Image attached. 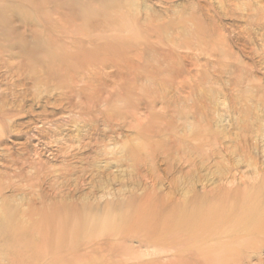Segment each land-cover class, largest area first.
<instances>
[{"label": "rangeland", "instance_id": "374dc122", "mask_svg": "<svg viewBox=\"0 0 264 264\" xmlns=\"http://www.w3.org/2000/svg\"><path fill=\"white\" fill-rule=\"evenodd\" d=\"M126 2L118 21L125 23V35L142 36L148 46L142 47L144 52L142 49H135L142 53L140 58L131 51L127 62L117 67L105 64L100 68L101 72H98L97 77L100 75L103 85L96 78L93 87L91 86L93 94L97 90L96 95L94 94V110L91 112L95 116L92 125H82L81 120L76 118V98L66 91L46 94L41 90H34L32 80L16 67L15 59L6 53L2 57L0 55V176L5 174L15 179L19 186L18 198L22 201H31L35 207H40L43 198L50 201L63 195L75 198L90 195V202L96 199L112 202V194L128 195L133 192L144 196V190L148 189H154L160 194H173L178 198L184 195L188 182H192L195 175L200 184L193 183L216 192L219 186L224 189H243L244 185L254 181L255 173L263 170L264 0ZM13 25L18 32L23 33L30 31L27 28H34V25L23 23L17 18ZM147 29L149 34L144 32ZM27 39L31 41V37ZM145 59L149 64L157 63L167 68L168 72L160 77L159 83H162H148L147 71L141 72V68L148 64ZM127 75H132L133 78L129 79ZM112 81L117 82L115 86ZM121 81H128L129 86L127 82L124 84ZM130 81L136 83L135 89L131 88L133 84ZM137 84L142 86L143 91L136 90L141 89ZM116 86L120 88V93L122 89L131 90L127 93L129 99L135 102L133 104L130 101L131 108L126 97L125 103L121 100L124 92L122 95L119 93L120 96L115 94L117 91H113V88L115 90ZM113 97L117 99L113 102L116 111L109 117V113H103L106 108L104 106L106 99L113 100ZM123 104L128 106L127 109ZM97 107L101 108L100 111ZM150 116L156 117L152 120ZM73 117L75 119H71ZM159 120L167 122L162 124ZM141 123L145 127L142 128L139 125ZM150 123L156 125V128ZM173 129L176 134L172 132ZM178 133L180 138V135L175 137ZM145 140L148 141L147 144ZM149 140H152L159 151L161 148L157 147L162 141L165 145L166 141V146L161 145V150L168 151L153 152L154 147ZM157 140L160 144L156 146ZM181 145L191 147L192 150H186ZM196 149L199 152L193 154ZM129 150H141L144 155H148V159L135 163L127 159ZM110 153L114 155L111 154L110 157ZM112 156L120 160L116 158L114 161ZM186 158L188 163L185 162ZM147 161L153 165L151 170L148 169L150 165ZM107 163L110 165L107 166ZM128 164L135 167L136 171H130ZM192 168L196 170L193 171ZM16 173H21V177L14 178ZM186 175L189 177L186 179L188 182L184 179L185 184L180 183V179L183 181ZM173 181L179 183L175 186ZM117 191H121V194ZM5 194L8 195L9 192ZM127 246L129 251L142 254L144 259L150 258L158 250L139 247L135 242ZM94 248L98 252L91 256L100 259L103 264H112L123 257L122 249L116 243L101 242ZM63 249L60 245L53 246V264H86L81 259L62 260ZM259 259L264 264V249L260 252ZM212 260L224 261L219 256H214ZM253 263H256L255 259L244 264Z\"/></svg>", "mask_w": 264, "mask_h": 264}, {"label": "bare ground", "instance_id": "6f19581e", "mask_svg": "<svg viewBox=\"0 0 264 264\" xmlns=\"http://www.w3.org/2000/svg\"><path fill=\"white\" fill-rule=\"evenodd\" d=\"M127 2L126 0H0V55L2 54V57L6 53L7 56L15 59L16 67L20 68L25 76L32 80L34 90H41L46 94L66 91L76 98L78 108L76 118L81 120L82 125H92L95 116L91 112L94 110L97 90L94 95L91 88L96 78L100 80V75L97 77L98 72H101L100 68L106 66L105 64L117 67L127 62L131 51L137 53L136 55H139L140 58L142 53L135 49H142L144 52V48L148 46L142 36L125 35V23L122 24L120 20L118 21ZM16 18L23 23L34 25V28H27L30 31L27 30L24 33L18 32L13 25ZM149 30L151 29L149 28ZM144 32L149 34L148 29ZM26 36L31 37V41H28ZM143 46L144 48H142ZM136 55L134 54V56ZM146 62L149 61L146 60ZM123 65L125 66V64ZM146 66L140 68L142 73L147 71L148 83L158 84L159 80L161 81V75L166 73L167 68L157 63L155 65L148 63ZM113 67L111 68L113 69ZM140 78L142 79V76ZM106 79L104 80L106 81ZM99 82L101 84L102 81ZM121 82L129 84L128 81ZM116 83L114 81L113 86ZM135 84L131 88H134ZM118 86L115 87V90L113 88V91H117L115 94L118 96L124 92L126 96L122 95L121 100L123 99L124 103L127 100L126 102L130 106L129 103L132 99L130 100L129 94H127L130 89L127 91L122 89L123 91L121 90L120 93ZM136 86L139 87L138 84ZM136 90L143 91L142 88ZM106 100L105 111L104 108L102 110L104 114L109 113L110 117L116 111L113 102L117 99L113 97V100L108 98ZM131 103L135 102L132 100ZM123 105L125 108L128 107ZM100 107H97L98 111H100ZM101 115L103 116L102 113ZM109 117L107 118L109 119ZM153 117L152 120L155 119ZM71 119H75V117ZM116 119L119 118L116 117ZM148 119L150 120V118ZM115 120L114 122L118 121ZM163 122L160 121L162 124ZM139 125L142 126V123ZM152 126L156 128V125L152 124ZM136 127L138 128V125ZM157 127H159L158 124ZM172 132L175 133V130ZM156 135L158 134L156 133ZM178 135L180 134L178 133L175 137ZM159 138L161 139V137ZM158 140L156 146L160 144ZM202 140L204 142V139ZM143 143L141 142V144ZM147 143L148 141H146ZM161 143L157 148L162 149L163 141ZM164 143L165 147L167 142ZM153 147V152L167 150L160 149L159 151L155 145ZM189 149L192 150L191 147ZM194 152L193 154H196L199 151L196 149ZM166 153L168 155V152ZM111 154L114 155L110 153V157ZM164 155L166 156L165 153ZM181 155L180 153L179 156ZM126 156L127 159L135 163L148 159L146 158L148 155H144L141 150H129ZM116 158L113 157L114 161L118 159ZM110 160L113 162L112 159ZM186 160L187 158L185 162L188 163ZM109 161L107 162L109 163ZM149 161L146 163L148 164ZM122 162L121 164H123ZM150 162L148 165L151 167L149 166L148 169L153 168ZM108 163L107 166L110 165ZM193 163L194 161L192 165ZM128 166L131 167L130 171L135 168L129 164ZM194 167L196 166L194 165ZM65 169L68 171L67 168ZM186 172L189 173V171ZM60 174L59 172V176ZM249 174L252 175L250 172ZM21 175V173H16L13 177L17 179ZM254 175V181L244 185L243 189L239 187L224 189L219 186L216 192L209 191L203 188L204 185L200 187L197 183H193V181L198 182L195 178L196 175L190 183L186 180L189 178L186 175V178L183 177V181L180 179V183H184V179L188 182L187 188L184 187L186 192L178 198L173 194H160L154 189H148L144 190V196L133 192L128 195L112 194V202H104L102 199L90 202V195L80 198L63 195L50 199V201L43 198L40 201L41 206L35 207L31 201L24 202V199L22 201L18 198L19 186L15 183V179L4 174L0 176V264H53V246L58 245L64 248L61 252L62 260L81 259L86 264H103L100 259L91 256L98 252V249L94 247H97L101 242L116 243L121 247L122 259L112 264H244L251 259L256 260V263L253 264H262L259 254L264 249V168L260 173ZM176 181H173L175 186L179 183ZM200 181L202 182V180ZM7 192H9L8 195L5 194ZM117 192L121 194V191ZM132 242L145 249L158 248V250L150 258L144 259L142 254L129 251L127 245ZM214 256H219L224 261H213Z\"/></svg>", "mask_w": 264, "mask_h": 264}]
</instances>
